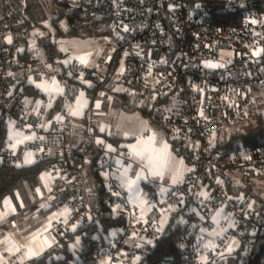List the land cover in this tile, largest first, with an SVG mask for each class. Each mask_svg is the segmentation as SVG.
<instances>
[{
    "label": "built area",
    "instance_id": "obj_1",
    "mask_svg": "<svg viewBox=\"0 0 264 264\" xmlns=\"http://www.w3.org/2000/svg\"><path fill=\"white\" fill-rule=\"evenodd\" d=\"M72 1L86 16L108 18L113 34L102 60L92 68L73 60V73L103 83L121 66L118 78L125 92L153 111L170 143L189 148L192 166L179 183L160 191L146 212L113 175L118 159L131 170L130 154L119 153L93 129L90 140L71 144L74 118L59 111V98L45 96L38 102L24 94L26 84L49 81L55 74L42 66L28 74L16 68L23 40L32 39L26 15L14 7L16 0H0V117L19 138L10 135L3 142L0 164L23 167L54 159L48 168L54 176L51 201L65 212L53 227L60 246L64 231L101 216L88 186V164L96 158L106 203L113 213L127 216V224L97 251L99 264H134L162 239L163 215L177 210L184 216L181 264H217L238 250L241 264H250L260 249L264 215L254 198L229 192L223 179L240 173L245 182L264 181V146L239 141L221 148L218 132L246 116L254 102L264 105V11L255 0H214L219 5L209 0ZM216 10L222 12L219 18ZM236 16L237 23H231ZM216 214L223 233L208 245Z\"/></svg>",
    "mask_w": 264,
    "mask_h": 264
},
{
    "label": "trees",
    "instance_id": "obj_2",
    "mask_svg": "<svg viewBox=\"0 0 264 264\" xmlns=\"http://www.w3.org/2000/svg\"><path fill=\"white\" fill-rule=\"evenodd\" d=\"M55 5V12L50 19L51 30H47L44 35L38 36L36 41L45 53L46 67L52 68L57 65L59 60L66 54L61 52L59 39L67 37H89L99 35H112L110 20L97 16H86L83 14L76 2L72 0L52 1ZM257 8L264 11V0L254 1ZM35 1L16 0L15 9L26 15L33 39V30L44 28L43 17L36 12ZM209 4L219 5L214 0H209ZM222 12L216 10V16ZM235 19V18H234ZM238 17L231 23H237ZM64 22V27L62 25ZM24 49L19 52V62L17 69H23L26 74L32 69L41 65V60L36 52L30 47V37L25 38ZM63 65V64H62ZM70 67V66H69ZM68 66L59 71V77L70 85L75 81V75L71 70L68 75ZM52 70V69H51ZM77 76V75H76ZM117 80V75L113 74L106 82L93 83V86H85L90 97H96L100 90L113 91ZM25 95L36 99L44 94L32 83L25 85ZM121 99L124 110L128 112L139 111L146 117L151 124L160 128L154 118L153 111L145 106H140L128 93H117ZM64 97L59 98L58 108L62 110ZM263 102L256 101L249 108L248 114L240 118L227 129L218 132V147L226 148L236 142L243 141L247 145L258 148L264 146V112ZM231 128H234L232 131ZM97 134V132H95ZM9 137V127L7 120L0 117V151L3 142ZM112 145L118 146L124 141L123 137L107 136ZM92 138V136H91ZM169 140V139H168ZM170 143V141H169ZM172 150L188 163H192V153L183 143L173 141L170 143ZM54 159H45L28 164L23 167H17L9 163L0 164V202L7 196H12L15 192L28 183L32 188L38 187L41 175L48 170L49 165ZM88 186L91 192V204L101 213L99 219H94L88 226L80 225L75 230L62 234L63 242L60 246L51 248L40 257L34 259L29 264H99L97 251L101 248L114 233L119 232L127 224V216L124 213L115 214L106 203L107 191L102 181V177L97 167V160L93 158L88 164ZM223 182L229 192L233 194L242 193L243 195L254 198L258 209L264 215V196L262 193H256L251 184H235L231 178H224ZM150 187V186H149ZM183 210L174 211L168 223L164 227L162 239L157 241L150 252L139 258L134 264H181L182 249L181 226L183 222ZM260 249L253 257L250 264H264V232L260 235ZM75 244H78L75 247ZM241 250L226 255L217 264H241Z\"/></svg>",
    "mask_w": 264,
    "mask_h": 264
},
{
    "label": "crops",
    "instance_id": "obj_3",
    "mask_svg": "<svg viewBox=\"0 0 264 264\" xmlns=\"http://www.w3.org/2000/svg\"><path fill=\"white\" fill-rule=\"evenodd\" d=\"M105 49L100 58L97 57L94 59L92 54H88L81 58L78 57L76 61L92 68L97 62L104 58ZM59 61L64 67H67V63H65L64 59ZM74 75L75 81L70 85L66 84L58 75V80L64 89L59 95V98L64 97L65 99L63 108L62 110L59 109V111L62 114H70L74 118L75 130L68 136L69 142L73 145H78L90 140L92 136L90 129H93L94 132H97L99 135L123 137L124 139L129 138L132 142L135 138L129 135L130 133L126 132L120 124L117 127H114L113 114L110 113V109L105 106L104 101L100 99L99 95L96 94V97L93 99L90 97L87 92L88 87L86 88L85 86L87 85L90 87V82L92 83V81L86 77L77 74ZM31 83L34 84L42 94H44L42 96H48V93L39 87L40 85H38V83L40 82H37V84L36 82ZM84 93L85 96H82ZM38 98L34 100L36 101ZM135 114L137 113L130 115ZM115 116L118 119L121 118V114L119 113H116ZM138 119L141 124L139 117ZM125 120L128 122L129 128L133 126V123L129 118H125ZM10 135H13L16 139L19 138V135L14 130H11ZM131 142L129 143L128 140L125 143L124 141L121 142L118 146L113 145L114 149L119 153L127 152L130 154L133 160L131 170L126 171L123 168L121 160L118 159L114 167L113 175L127 185L133 198L147 212L156 195H158L160 191H167L169 185L179 183L184 172L187 170L186 168L190 169L191 167L187 165L186 168L181 169L184 171L180 172L181 175L176 183L169 182L167 185L162 183L164 185L158 189L157 185L161 182H158L157 184L149 183V174L147 170L141 166L138 161L139 159L133 158L132 153L129 150L131 149ZM172 151V147L169 143L170 157ZM182 164H185V162L183 158H180V167H183ZM138 174L140 177L139 179L137 178ZM132 181L136 182L133 184L131 183ZM171 181H173V179ZM53 182L54 176L49 170H47L41 175L38 187L32 188L28 183H24L14 195L7 196L0 202V263L13 260L14 262H19L21 264H29L31 261L56 246V237L53 227L55 222L65 215L58 211L52 204L50 194ZM219 218L220 214H216L215 219L219 221ZM30 250L32 252H38L39 254L30 255Z\"/></svg>",
    "mask_w": 264,
    "mask_h": 264
},
{
    "label": "rangeland",
    "instance_id": "obj_4",
    "mask_svg": "<svg viewBox=\"0 0 264 264\" xmlns=\"http://www.w3.org/2000/svg\"><path fill=\"white\" fill-rule=\"evenodd\" d=\"M26 1H30V0H24V2L26 3ZM35 1V5H36V12H38L42 17H43V26L44 28H37L33 30V36L34 34H37L38 36L44 35L45 33H47V30H51V24H50V19L53 16V12H55V5L53 4V2L51 0H33ZM62 25L64 27V22H62ZM113 35V34H112ZM111 36L109 35H99V36H89V37H67V38H61L59 39V47L61 50V52H63L65 55V57L63 58L65 60L66 66L69 67V65L72 63L73 60H76L78 57L81 58L84 55H88V54H92L94 56V59L97 57H101V55L103 54V50L105 49L106 45L108 44V42L111 39ZM30 47L36 52L37 57L40 58L41 60V65L38 66H44L46 67L47 64L45 62V53L44 50L40 47V45L38 44V42L36 41V39H30ZM108 46V45H107ZM105 56V53H104ZM49 68V67H47ZM70 68V67H69ZM52 69V71H54L55 76L52 78L51 81H43L38 83V85H40L39 87L44 89V91L46 93H48V96L52 95L54 100L59 98V95L63 92V87L61 86L60 82H59V78H58V74L59 71H62L63 69V65L60 62H57V65L50 68V70ZM121 72V66H119L118 68V74H117V80L119 79V73ZM68 75H71V68L70 70H68ZM29 81L31 82V78H29ZM107 81V80H106ZM105 81V82H106ZM37 84V83H36ZM90 86H93V83L90 82ZM50 92V93H49ZM120 92H125L123 85L121 83V81L119 80L113 91H109V90H100L98 92V95L100 97V99H102L104 101V104L106 107H108L110 109V113H112L113 117H114V127H117L119 124L120 126L126 131L129 132L133 138V141L131 142V140L129 138H125L124 139V143L126 141L129 140L130 144V152L132 153V149L133 146H136L139 144L140 141H148L149 138L151 137H155L154 140V147L156 148H161L164 144L167 145V152L169 153V140L167 137V134L165 133V131L161 128H157L156 126H154L153 124H151V122L144 117L139 111H133V112H128L126 110L123 109L122 104H121V99L119 98V96L117 95V93ZM82 96H85V93L82 94ZM44 98V96H40L38 98V102L42 101V99ZM119 113L121 114V118L118 119L115 114ZM137 113L135 115H130V114H134ZM137 116V117H136ZM141 120V124L139 123V119ZM125 118H129V120L133 123V126L129 128V124L128 122L125 120ZM234 128H231L230 131H232ZM11 130H15L14 127H12L11 123L9 122V137H10V132ZM128 148V146H127ZM133 156V154H132ZM133 158H135L133 156ZM180 156H178L174 151L171 152V157L170 160L168 162V166L164 171V176L163 178L157 177V176H152L149 169L145 166L146 162L145 161H141L138 160L141 164V166L147 170L148 174H149V179L148 182L149 183H164L167 185V183L169 182H173L171 181L172 179H174V177H176L177 175V170H179V172L184 171L181 170L182 168H186L187 165H189V167H191V163H188L187 161L184 160L185 164H182L183 167H180ZM136 159V158H135ZM138 159V158H137ZM187 170L189 168H186ZM186 170V171H187ZM48 175V174H46ZM173 177V178H172ZM233 182L235 184H246V182L244 181V179L241 177L240 173H236L233 175ZM248 184H251L253 187L254 192L256 193H262L263 192V196H264V181H251ZM256 203V202H255ZM65 215V212H62ZM170 213L166 212L163 217H162V228L165 227V225L168 223L169 219H170ZM216 216V215H215ZM213 221L215 223L214 228L210 231L207 232L208 237L206 238V241L208 244L211 243L212 238H215L219 235H221L223 233V230L219 229L218 227V222L215 217L213 218ZM55 233V232H54ZM56 237V235H55ZM209 239V240H208ZM78 244H75V247H77Z\"/></svg>",
    "mask_w": 264,
    "mask_h": 264
},
{
    "label": "snow or ice",
    "instance_id": "obj_5",
    "mask_svg": "<svg viewBox=\"0 0 264 264\" xmlns=\"http://www.w3.org/2000/svg\"><path fill=\"white\" fill-rule=\"evenodd\" d=\"M255 22V21H253ZM209 67L215 68L216 64H209ZM99 106V105H97ZM76 114V113H74ZM103 130V129H102ZM155 137L149 138L148 141H140L138 145L133 146L132 154L135 158H138L141 161L146 162V167L149 169L152 176H157L163 178L164 171L168 166V162L170 160V154L167 152V145L164 144L161 148L154 147ZM99 142V141H98ZM110 147V146H109ZM30 155V154H29ZM27 162H31L30 160ZM182 163V162H181ZM190 170V169H189ZM180 172L177 170V175L173 179V183H176L180 177ZM139 179V174L137 176ZM136 181H132L131 183H135ZM231 249H229L230 251ZM30 255H38V252L29 251Z\"/></svg>",
    "mask_w": 264,
    "mask_h": 264
},
{
    "label": "water",
    "instance_id": "obj_6",
    "mask_svg": "<svg viewBox=\"0 0 264 264\" xmlns=\"http://www.w3.org/2000/svg\"><path fill=\"white\" fill-rule=\"evenodd\" d=\"M7 40H8V42H9V41H11V37H10V36H8V37H7Z\"/></svg>",
    "mask_w": 264,
    "mask_h": 264
}]
</instances>
